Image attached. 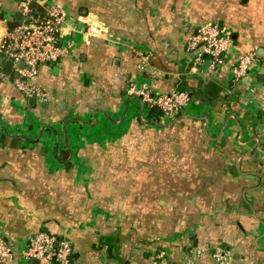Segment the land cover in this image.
<instances>
[{"label": "crops", "instance_id": "1", "mask_svg": "<svg viewBox=\"0 0 264 264\" xmlns=\"http://www.w3.org/2000/svg\"><path fill=\"white\" fill-rule=\"evenodd\" d=\"M49 1L76 29L67 55L32 78L47 101L0 84L7 242L66 236L73 264H155L162 249L170 264H220L217 247L230 264H264V0ZM17 2L0 0V35ZM206 21L232 37L214 71L187 50ZM87 23L99 36L83 32ZM138 48L154 54L148 70ZM246 53L255 60L234 82ZM132 81L190 100L174 117L154 116L129 94ZM0 264L37 263L17 253Z\"/></svg>", "mask_w": 264, "mask_h": 264}, {"label": "built area", "instance_id": "2", "mask_svg": "<svg viewBox=\"0 0 264 264\" xmlns=\"http://www.w3.org/2000/svg\"><path fill=\"white\" fill-rule=\"evenodd\" d=\"M40 9V10H37ZM67 10L49 0H18L17 14L13 16L14 24L0 35V59L10 60L13 73L7 76L13 85L28 97L42 102L47 101V93L32 81L41 64L61 59L67 55L75 29H67L70 20ZM20 17V19H18ZM86 35L99 36L100 27L86 24L83 31ZM232 45L228 30L216 21H206L198 25L196 33L187 44V50L194 53V64L200 65L208 59L207 71H214L223 61V56ZM135 53L140 59V68L148 70L154 54L149 50L138 48ZM255 60L254 53L242 55L233 66V81L238 82L247 74ZM23 62L24 66L19 64ZM0 64V84L6 74ZM153 79L160 77L161 72H150ZM148 85L131 82L129 94L140 100L142 107L156 108L164 116H176L190 100L187 91L171 93H154ZM264 114V104L262 105ZM207 248H203L202 253ZM19 253L24 260L37 259L39 264H73L72 244L68 237H58L46 231H39L15 248L0 233V261L7 262ZM214 256L220 264H230L228 253L221 247L214 250ZM155 264H170L165 250L156 254ZM190 264V262H188Z\"/></svg>", "mask_w": 264, "mask_h": 264}, {"label": "water", "instance_id": "3", "mask_svg": "<svg viewBox=\"0 0 264 264\" xmlns=\"http://www.w3.org/2000/svg\"><path fill=\"white\" fill-rule=\"evenodd\" d=\"M18 19H20V17H18ZM0 64H3V65H4V69H3V71L7 73V72H9V69H10V67H11L12 62H11L10 60H6V61H4V59L1 58V59H0ZM19 66H20V67H23V66H24V63L21 62V63L19 64ZM3 80H4V81H7V77H4ZM32 262L39 264V262H38L37 259H33Z\"/></svg>", "mask_w": 264, "mask_h": 264}, {"label": "trees", "instance_id": "4", "mask_svg": "<svg viewBox=\"0 0 264 264\" xmlns=\"http://www.w3.org/2000/svg\"><path fill=\"white\" fill-rule=\"evenodd\" d=\"M37 10H40V9H37ZM0 16H1V13H0ZM151 113L156 116L158 114H162L159 110H157L156 108L154 109H150Z\"/></svg>", "mask_w": 264, "mask_h": 264}]
</instances>
